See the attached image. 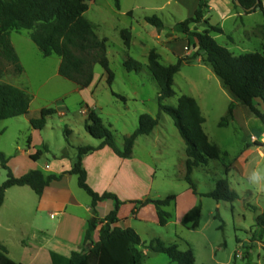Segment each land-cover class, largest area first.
Listing matches in <instances>:
<instances>
[{
  "label": "rangeland",
  "instance_id": "374dc122",
  "mask_svg": "<svg viewBox=\"0 0 264 264\" xmlns=\"http://www.w3.org/2000/svg\"><path fill=\"white\" fill-rule=\"evenodd\" d=\"M85 1L89 6L85 18L95 26L100 38L108 40L107 56L114 81L109 86L107 73L100 65H95L93 83L82 89L59 75L61 59L44 57L28 31L12 32L10 39L19 56L21 71L2 62L0 81L22 89L31 98L28 115L0 122V131H3L0 152L9 159L8 166L13 175L21 178L31 171L46 170V167L62 174L75 166L80 147L98 148L101 141L86 131L91 111H95L111 129L120 149L124 139L138 129L140 116L149 114L159 119V125L150 136L137 140L132 161L120 159L108 147L83 160L89 173L87 183L96 193L110 192L122 199L136 200L177 197L174 204L166 208L172 215L166 227L159 226L153 205L144 210L138 208V221L131 220L136 205L126 203L119 209L120 220H131L146 243L140 248L145 256L144 264H176L166 255L147 249L154 239L166 245L176 244L182 251L192 249L196 264H264V235L257 226L258 217L264 214V186L248 181L253 169H264V126L196 55L197 50L193 47L197 40L184 35L177 27L194 16L198 1ZM207 1L211 8L205 18L209 23L192 25V32H203L210 25L219 26L223 34L213 33L212 36L235 56L263 53L264 17L260 11L247 15L241 8H236L232 0ZM152 16L163 21L162 30L145 21L146 17ZM124 30L131 35L129 49L122 39ZM151 51H155L166 66L185 60L174 78L176 96L171 99L160 100L158 84L147 68ZM129 58L142 64L140 73L126 70L124 63ZM114 94L124 97L125 101ZM183 95L197 101L206 120L204 131L221 152L218 160L193 170L192 179L198 194L184 180L186 143L174 121L160 109V105L177 107ZM256 104L264 113V103L258 100ZM231 106L233 118L226 126H221ZM49 108L55 109L56 115L47 119L43 130H35L30 121ZM38 151L43 154L35 162L30 155ZM120 172L132 178L129 184L115 178ZM7 178L0 160V185ZM220 179L229 181L231 189L239 195L237 201L217 202L205 197ZM66 183L80 202L87 205L92 201L79 187L77 176L68 177ZM5 202L0 216V244L4 242L1 245L9 248V257L19 262L22 251L19 241L31 237L34 228L40 224L35 218L38 195L30 187H14L7 190ZM107 204L103 213L110 214L116 206L113 201ZM198 205L202 206L200 226L188 230L182 224L183 219Z\"/></svg>",
  "mask_w": 264,
  "mask_h": 264
},
{
  "label": "trees",
  "instance_id": "16d2710c",
  "mask_svg": "<svg viewBox=\"0 0 264 264\" xmlns=\"http://www.w3.org/2000/svg\"><path fill=\"white\" fill-rule=\"evenodd\" d=\"M232 2L236 8H241L247 15L260 11L264 17L263 0H232ZM209 8L207 0H199L194 16L177 24V27L184 35L197 40V44L194 45V49L197 50L196 55L212 68L224 87L264 126V113L256 104L258 100L264 103V51L235 56L228 49L221 47L212 36L213 33L223 34L219 26L210 25L203 32H192L190 28L192 25L209 23L205 18ZM88 10L89 6L85 0H0V66L2 62H7L21 71L20 59L12 45L10 35L12 32L28 31L30 39L44 57L58 56L61 59L59 67L61 77L86 89L93 83L94 66L100 65L107 73V83L111 86L115 77L107 56L108 40L100 38L95 26L85 18ZM145 21L159 31L164 28L163 21L157 16L146 17ZM121 35L125 47L129 49L130 33L124 30ZM184 61L180 59L177 64L166 66L160 62V56L155 51L150 52L147 68L158 84L161 101L176 96L174 78L180 72ZM124 67L128 72L135 73H140L143 69L142 64L131 58L124 63ZM1 75L0 69V77ZM114 96L125 101L124 97L117 94ZM30 105L31 98L27 93L16 86L0 81V122L28 115ZM160 109L174 121L186 143L184 180L189 184L190 189L198 194L197 186L192 179L193 170L201 165H207L209 161L218 160L221 155L220 149L212 144L206 135L203 128L206 120L194 98L183 95L179 98L177 107L160 105ZM56 113V110L52 108L43 109L40 117L32 119L30 123L35 130H43L47 125V119ZM232 118L231 106L221 126H226ZM88 122L86 131L94 139L101 141L100 146L98 148L80 147L75 166L61 175L45 174L42 170H36L16 178L8 166L9 159L0 152L2 167L8 174L7 181L0 185V210L6 192L11 188L30 187L41 197L45 189L53 182L61 181L66 174L75 175L78 177L79 187L92 198L93 217L89 220L82 250L73 252L69 258L52 254V264H144L145 256L140 249L144 244L139 234L132 228L122 229L117 226L120 223L119 209L125 203L113 193L106 192L100 195L88 185L83 160L87 155L105 147L110 148L122 159H130L137 140L142 136H150L159 125V119L149 114L141 115L138 129L124 139L122 149L117 146L111 129L104 124L95 111L89 113ZM2 134L3 131H0V136ZM42 154V151H38L30 157L37 162ZM205 197L227 203H233L239 199V195L231 189L227 179H220L215 189ZM176 199L175 195H171L164 200L146 199L134 203L141 208L148 205L155 206L159 226L166 227L172 218L166 208L172 206ZM109 200L115 203L116 208L102 222L98 217L97 207L99 203ZM201 213V205L194 207L184 217L183 226L188 230L199 228ZM257 226L264 235V214L258 217ZM98 229L99 240L96 242L94 237ZM147 249L166 255L176 264H196L193 250L182 251L176 244L166 245L163 241L154 239L148 244ZM0 264L22 263L12 260L7 249L0 244Z\"/></svg>",
  "mask_w": 264,
  "mask_h": 264
},
{
  "label": "crops",
  "instance_id": "0c3cea01",
  "mask_svg": "<svg viewBox=\"0 0 264 264\" xmlns=\"http://www.w3.org/2000/svg\"><path fill=\"white\" fill-rule=\"evenodd\" d=\"M197 1L199 3V0ZM105 149H107V147L95 153L105 151ZM136 151L137 148H134L132 157L130 159L123 160L132 161L135 158ZM93 154L94 153L89 155L93 156ZM46 170L43 169L42 171L45 174H57L54 173V171H51L50 167H46ZM70 170L71 169H68L65 172H69ZM120 173V175L116 174L115 178H120V180L122 179L124 182L129 184L132 178L122 172ZM57 175L61 174L59 173ZM71 176L72 175L66 174L61 181L53 182L49 187H47L41 197L38 196V207L35 212V218L40 224L34 228L31 237L27 239H21L19 241L22 247V251L18 263L52 264V254H57L58 256L69 258L73 252H78V249L82 250V248L84 247L85 238L89 227V220L93 217L92 201L85 205L77 199L74 194V191L69 187L68 183H66L68 177ZM88 179L89 173L87 172V180ZM117 196L120 201L124 202L125 204L130 203L137 206L134 209L133 219H131L132 221H138V215L140 214V210H144L150 206L148 205L146 207H140V210H138L139 206L134 202L142 200H136L134 198L122 199L119 195ZM107 203L108 201L101 202L98 204L97 211L99 218L105 219L106 216L109 215L107 213H103L108 205ZM5 204L6 202L4 200L1 210L5 207ZM41 214H43L44 217H41ZM38 215H40V217ZM57 218L58 220H56ZM131 220H126L125 222L120 220V223L117 226L122 229H134ZM1 226L2 224L0 221V228ZM94 239L95 241L99 240V229L96 231ZM2 243L5 244L4 242ZM143 244L146 245L145 242H143ZM2 246L7 249L8 255L10 256L9 248L6 247V245Z\"/></svg>",
  "mask_w": 264,
  "mask_h": 264
},
{
  "label": "clouds",
  "instance_id": "9594fccd",
  "mask_svg": "<svg viewBox=\"0 0 264 264\" xmlns=\"http://www.w3.org/2000/svg\"><path fill=\"white\" fill-rule=\"evenodd\" d=\"M248 181L254 185L264 186V169H253L248 175Z\"/></svg>",
  "mask_w": 264,
  "mask_h": 264
},
{
  "label": "water",
  "instance_id": "95a60500",
  "mask_svg": "<svg viewBox=\"0 0 264 264\" xmlns=\"http://www.w3.org/2000/svg\"><path fill=\"white\" fill-rule=\"evenodd\" d=\"M237 5H238V6H240V3H239V2H237ZM193 48H194V47H193Z\"/></svg>",
  "mask_w": 264,
  "mask_h": 264
}]
</instances>
